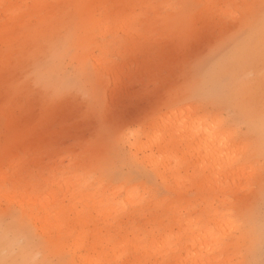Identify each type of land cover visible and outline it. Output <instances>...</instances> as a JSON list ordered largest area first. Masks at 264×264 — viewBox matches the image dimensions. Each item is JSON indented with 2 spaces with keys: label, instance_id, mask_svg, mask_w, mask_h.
Instances as JSON below:
<instances>
[{
  "label": "rangeland",
  "instance_id": "rangeland-1",
  "mask_svg": "<svg viewBox=\"0 0 264 264\" xmlns=\"http://www.w3.org/2000/svg\"><path fill=\"white\" fill-rule=\"evenodd\" d=\"M260 2L261 0H0V61L4 60L6 34L13 46L10 57L13 56L14 59L13 65L2 69L4 76L0 78V90L3 92L0 93V187L5 169V106H8L10 124L18 123L19 134L23 133L28 123V120L20 119V112L26 101L16 85L29 73L38 71L44 76V83L37 88L35 81H31L28 86L33 91L43 92L45 85L53 89L63 88L68 82L78 79L82 64L92 61V54H115L119 59L112 63L117 68L122 63H127L126 73L133 78L128 77L124 85L115 87L111 76H103L101 104L108 122H115L123 128L138 127L161 113V109H171L168 105V92L185 83L195 84L209 97H219L226 88L223 79L226 57L223 52H219V48L221 45H233L235 34L244 31L245 37L240 39L251 37L254 55L250 60H242L240 66L242 73L252 72L253 76L247 86L234 90L233 102L237 110L246 114V122L251 127L252 135L246 138L258 143L262 116ZM192 4L257 7L244 10V18L240 22L222 25L210 20L201 22L187 37L182 36L183 21L192 12L191 9L129 7ZM4 5L9 7L5 8ZM103 5L117 7H100ZM215 11L200 10L208 15ZM101 15L105 19L110 17L113 21L111 26L115 28L105 30L102 34L106 37V43L97 44L93 27ZM132 15L138 16V20L144 22V28L154 34L151 42L145 45L150 51L144 56L119 54L122 38L120 32H117L118 26L122 20ZM36 53H39L38 58ZM144 59H149L148 66L138 71L139 62L135 65L132 62ZM77 104L73 93L72 100L62 105L53 117L58 125L76 122L71 137L61 138L70 145L66 153V166L70 168L84 167L83 152L89 149V142L96 135L98 127L95 121L79 118ZM36 118L38 113L33 111L31 119ZM244 133H248L247 127ZM58 158L63 160L64 156ZM256 163L258 165V160ZM194 164L195 162L192 167H195ZM143 175L150 176L157 185L158 194L154 193L150 200L141 203L139 194L151 188V185L141 181L130 188L105 186L95 193H85L80 196L84 201L82 206H76L78 201L73 200L75 192L70 190V186L76 185V180L62 175H49L51 179L59 181L61 186L49 187V191L56 190L54 197L57 201L47 211L35 203L39 195L31 194L30 184L23 178H18L16 185L19 191L16 194L7 201L0 195V259L55 260L65 264H81L79 256L86 254L87 249L98 238L106 239L111 235L114 236L112 243H116L138 234L141 237L147 236V240H150L152 237L149 232L153 229L156 230L155 237L159 238L170 232L175 218L188 206V202L190 206L199 207L200 211L205 209V212H211V208H218L215 204L211 207L208 192L197 186L203 180L195 183L180 181L162 166L158 171L145 172ZM49 176H42L41 179ZM238 185L234 184L232 191L239 194L236 210L243 217L244 224L233 232L229 244H234L229 252L234 264H264V196L259 176L257 174L255 179H249L248 173L244 171L243 182L240 179ZM60 192L63 193L62 196H58ZM65 199L72 202L71 214L62 219L60 214ZM174 204L179 207L177 212L173 210ZM104 209L110 210L107 217L102 213ZM65 223L66 228L63 227ZM33 230H38L45 239L46 247L40 255H37V249L29 242ZM73 232L77 236L87 237L88 242L85 244L81 240L69 243ZM106 249L110 263L122 262L114 258L110 246ZM163 261L172 263V259L168 257L158 260L161 263Z\"/></svg>",
  "mask_w": 264,
  "mask_h": 264
},
{
  "label": "snow or ice",
  "instance_id": "snow-or-ice-1",
  "mask_svg": "<svg viewBox=\"0 0 264 264\" xmlns=\"http://www.w3.org/2000/svg\"><path fill=\"white\" fill-rule=\"evenodd\" d=\"M3 7L7 8L8 5ZM42 7V6H41ZM103 8H115L117 6H100ZM129 7H167L191 9L192 12L185 16L183 21L182 36L192 34L196 25L204 21H212L218 24L240 22L244 18V10L255 9L256 5H166V6H129ZM201 9H215L212 15L201 13ZM260 11V88L262 93V116L259 126V140L256 143L247 139L252 135L251 127L246 122V114L237 110L233 102V92L238 87L247 86L253 73H242L241 61L251 59L254 55L251 49V37L244 40L245 32L235 34L233 45H221L219 52H223L226 61L223 66V79L226 84L224 92L219 97H209L193 83H185L175 87L168 92V105L176 110L178 120L169 117L167 120H146L138 127L123 128L115 122H108L105 118L104 109L101 104L100 89L104 76L105 66L119 57L109 53L103 57L102 64H96L88 60L82 64V72L77 80L68 82L63 88L53 89L45 85L44 91H33L28 85L35 81L37 88L44 83V76L33 71L25 76L17 85L19 93L25 98L26 104L20 112L21 120H28L22 134H19L18 123L10 124L8 118V106H5L4 119V154L5 169L0 187V195L7 201L16 194V181L23 178L31 183V194L39 195L42 201H51L49 186L44 184L42 176L52 174L62 175L66 178L77 181L76 185L70 186L75 192L73 200L78 201L76 206H82L84 201L80 196L85 193H95L105 186L130 188L132 185L144 181L151 185L140 195L141 203L150 200L156 193L157 185L153 183L150 176L143 175L145 172L158 171L162 166L163 159L152 156L145 158L147 153L136 151L137 142L147 138L149 142L160 141L164 136L171 133L177 126L183 128L187 124L186 119H179L182 110L188 108L193 115L210 110L206 121H200L201 127L205 123L211 125L213 143L208 148L207 156H204V163L192 167L196 160L177 159L174 167L170 169L171 175L180 180L190 183L204 180L212 174L213 203L218 206L217 216L221 218L218 229L211 233L209 251L223 253L232 238L234 231L244 224L243 217L237 212L239 194L230 190L229 185L223 181V173L237 172L244 170L248 173L249 179H255L257 174L261 182L262 196H264V0L259 4ZM112 19L104 18L101 15L99 21L94 25L93 31L97 37V44L106 43L104 33L106 27H110ZM145 39V33L140 32L137 37L128 42L129 48H139L151 42V36ZM158 39V37H157ZM13 46L9 43L6 34L4 46V61L7 68L10 53ZM37 58L39 53L35 54ZM39 61L37 62V67ZM74 93L76 111L79 118L95 121L98 125L96 135L89 142V149L83 152L84 167H67L68 156L64 145L60 143L61 138H70L76 126V122H68L58 125L53 117L56 111L72 100ZM33 111L38 113V118L31 119ZM187 115V113H184ZM248 128V133L244 129ZM219 140V148L215 141ZM66 142V141H65ZM227 149V151H225ZM79 151V149H75ZM64 156L61 160L58 157ZM258 160V165L256 161ZM131 161V162H130ZM185 169H188L185 172ZM39 181V183H37ZM243 182V177L241 178ZM158 194V193H156ZM63 193H58L62 196ZM59 207V205H57ZM72 202L65 199L61 218L71 214ZM200 211L199 207L189 208L182 215L185 217L194 216ZM66 228V223L63 225ZM148 237L144 236L141 243H145ZM170 240L175 243L173 247H179L182 242V235H172ZM83 240L86 244L87 237L77 236L75 232L69 243H76ZM29 242L37 249L40 255L45 249V239L38 230H33L29 236ZM130 247V245H125ZM0 264H65L63 261H39L24 260L11 261L0 259ZM84 264H88L87 261ZM138 264H147L140 261ZM220 264H234L232 261H221Z\"/></svg>",
  "mask_w": 264,
  "mask_h": 264
},
{
  "label": "bare ground",
  "instance_id": "bare-ground-1",
  "mask_svg": "<svg viewBox=\"0 0 264 264\" xmlns=\"http://www.w3.org/2000/svg\"><path fill=\"white\" fill-rule=\"evenodd\" d=\"M48 9V8H47ZM52 12V11H50ZM108 19V18H106ZM144 22L138 20V16L132 15L121 21L118 26L119 35L121 36V44L119 46V54L121 55H131L136 54L144 56L150 50L146 46L139 48H129L128 42L137 37L140 32L145 33V39H149V33L146 28H144ZM113 26L106 27V31H110ZM115 30V29H114ZM107 52V51H105ZM103 57L105 55L92 54L90 59L96 64H102ZM139 62V63H138ZM149 59H144L142 61H134L133 65L138 63V71H142L148 66ZM13 56L9 57V64L13 65ZM127 63H122L120 68H117L112 62L107 64L104 69V75L111 76L113 78V83L115 87L124 85L125 80L133 78L127 75L126 66ZM5 61H0V78L4 75L2 69H5ZM132 67V66H131ZM0 93L3 92L0 90ZM160 109V108H159ZM162 110V109H161ZM159 111L153 119L167 120L171 117L173 120H178L175 109H166L164 111ZM187 113V115H184ZM209 112L203 111L199 115H193L188 108L182 110V114L179 119H186L187 124L183 128L177 126L171 133L164 136L160 141L152 143L147 140V138L141 139L137 142L136 151L146 152V158H151L155 156L157 158L163 159L162 167L166 172H170V169L175 166L177 159H192L196 157L194 166L197 167L204 163V156L208 154V148L213 143V134L211 125L205 123L201 127L200 121H206ZM60 143L64 145L66 150H69L70 145L60 140ZM215 146L219 148V140L215 141ZM227 151V149H225ZM172 167H171V166ZM242 174V175H241ZM239 177V178H237ZM244 177V170H239L235 173L225 172L223 173V181L225 185H229L231 181L230 190L234 188V184L238 185L240 179ZM52 177L42 178L44 184L51 187H60L61 184L56 179H51ZM212 174L210 173L202 182L197 186L204 192H208L210 198V205L213 206V189L212 185ZM22 182V179L20 180ZM31 187V183L28 182ZM72 183V182H71ZM240 186V184L238 185ZM55 189L49 191L52 197L51 201H42L39 197L35 202L37 205L41 206L42 209L46 211L48 208L57 201L54 197L56 194ZM190 207L195 208V205L188 206L182 209L178 216L174 220V224L169 233L162 237H155L156 230H150L149 236L152 238L147 240L145 243H141L143 237L138 234H134L132 238L121 239L116 243H112L111 239L114 236L108 235L109 238H98L94 243L87 249L86 254L79 256V261L84 264L85 261L88 264H112L108 261L109 253L106 251V247L110 246V251L116 260L122 261L119 264H138L140 261H145L147 264H220L221 261H232L233 259L230 255L231 246L234 243L228 245L227 249L223 253L209 251V242L211 239V233L214 229H218L221 224V218L217 216L218 208H211V212H205L202 209L194 216L185 217L182 213L188 210ZM173 210L176 212L179 210L178 205L174 204ZM103 215L106 217L109 215L110 210H102ZM182 235V242L179 247H173L175 243L170 240L169 237L172 235ZM157 238V239H156ZM125 245H130V247H125ZM171 258L172 263H165V261L158 262L159 259ZM108 261V262H107Z\"/></svg>",
  "mask_w": 264,
  "mask_h": 264
}]
</instances>
